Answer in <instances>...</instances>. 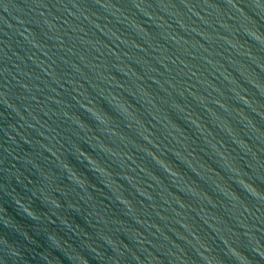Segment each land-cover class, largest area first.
Segmentation results:
<instances>
[{"label":"water","instance_id":"1","mask_svg":"<svg viewBox=\"0 0 264 264\" xmlns=\"http://www.w3.org/2000/svg\"><path fill=\"white\" fill-rule=\"evenodd\" d=\"M0 264H264V0H0Z\"/></svg>","mask_w":264,"mask_h":264}]
</instances>
